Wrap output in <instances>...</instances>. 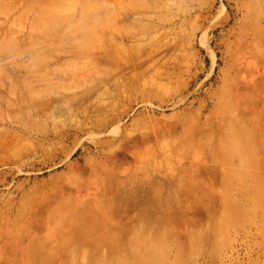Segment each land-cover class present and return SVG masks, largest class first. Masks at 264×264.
Returning <instances> with one entry per match:
<instances>
[{"label": "rangeland", "instance_id": "1", "mask_svg": "<svg viewBox=\"0 0 264 264\" xmlns=\"http://www.w3.org/2000/svg\"><path fill=\"white\" fill-rule=\"evenodd\" d=\"M97 174L175 201L146 264H264V0H0V247ZM36 235L139 263L120 232Z\"/></svg>", "mask_w": 264, "mask_h": 264}, {"label": "bare ground", "instance_id": "2", "mask_svg": "<svg viewBox=\"0 0 264 264\" xmlns=\"http://www.w3.org/2000/svg\"><path fill=\"white\" fill-rule=\"evenodd\" d=\"M258 2L261 0H242V5L247 10ZM185 146L188 147V144ZM92 178L93 185L89 188L92 193H78L75 202H72L70 196L65 193L60 195L56 202L43 206L37 212L38 222L35 225L32 224L31 228L28 226L24 228L25 234L28 235V244L25 245L20 239L2 243L0 264H26V256L33 242L38 245V248H35L38 252L34 255V263L52 264L51 259L54 253L64 249L59 246L56 248L48 246L46 241L35 236L39 232L48 233L49 242H72L78 237L89 240L93 235L108 230L120 232L132 238L133 251L139 259L137 264H146L149 256H141L142 244L148 243L146 254L149 255L150 243H153L156 238V241L160 239L161 234L158 229L168 226L167 213L169 217L175 201L169 197L159 198L160 191L151 187L150 180L138 185L133 184L129 179L122 180L108 174H97ZM3 227L9 228V224L4 223ZM158 232L160 236H157ZM121 254L124 255L122 252ZM120 257H117L119 259L116 258V261L120 262L122 259Z\"/></svg>", "mask_w": 264, "mask_h": 264}]
</instances>
